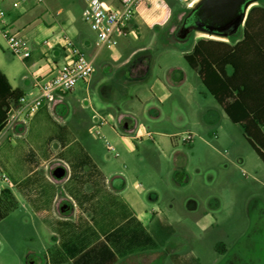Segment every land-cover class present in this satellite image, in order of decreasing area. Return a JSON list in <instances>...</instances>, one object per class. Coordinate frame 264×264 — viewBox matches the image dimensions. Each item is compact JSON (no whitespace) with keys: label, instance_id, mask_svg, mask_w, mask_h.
Returning a JSON list of instances; mask_svg holds the SVG:
<instances>
[{"label":"crops","instance_id":"crops-1","mask_svg":"<svg viewBox=\"0 0 264 264\" xmlns=\"http://www.w3.org/2000/svg\"><path fill=\"white\" fill-rule=\"evenodd\" d=\"M14 1L0 0V5L6 10V23L27 40L31 54L23 58L7 51L0 27V69L23 96L38 95L36 79L54 74L67 59L68 41L94 60L95 69L90 78L56 94L51 104L34 110L24 104L0 129V198L8 209L0 219V264H6L1 223L10 217L29 225L34 237L48 238L49 244L26 252L38 257L42 252L50 254L54 264L64 260L69 264H206L193 243L197 230L209 223L206 207L202 216H195L206 197L197 192L175 194L191 182L186 174L183 184L177 163L181 154L189 153L172 138L165 179L174 192L165 196L160 187L164 177L148 167L150 154L142 146L152 130L125 105L127 87L148 74L158 46L179 44L185 58L202 37L187 45L167 38L197 0H141L128 32H146L148 43L127 46L117 60L103 57L99 73L96 62L101 51L95 44L96 32L83 17L84 0H23L19 6ZM258 4L264 5V0L252 2L247 14L251 5ZM174 15L177 18L162 33L160 29ZM243 27L236 40L242 37ZM186 71V66L171 65L168 79L155 77L153 95L160 102L170 97L169 81H183ZM211 104V111L223 119L221 130L227 133L228 114L216 98ZM216 132L217 137L222 133ZM163 134L158 142L166 146ZM192 138L185 136L183 141L192 145ZM202 140L214 146L210 138ZM236 150L232 157L240 162V150ZM58 167L64 168L60 176L54 173ZM116 178L124 179V184L118 186ZM214 246L218 248V241Z\"/></svg>","mask_w":264,"mask_h":264},{"label":"rangeland","instance_id":"rangeland-1","mask_svg":"<svg viewBox=\"0 0 264 264\" xmlns=\"http://www.w3.org/2000/svg\"><path fill=\"white\" fill-rule=\"evenodd\" d=\"M176 18L177 15L172 16L168 25L160 31L164 33ZM200 36L207 35H203L201 31H193L185 40H178L173 33L167 38L187 45ZM149 37L146 32L137 34L131 30L118 36L113 46L97 48L101 53L96 62V72H101L99 61L103 57L109 56L117 60L122 57L127 46L148 43ZM236 37L237 35L227 37L225 40H236ZM2 45L11 52L5 39ZM3 46L0 44L1 48ZM182 47L179 44L158 46L154 50L148 74L126 89L125 105L152 130L150 138L142 144L145 151H148L147 154H150L148 167L157 169L164 177L160 181L164 195L167 196L169 192L172 194L173 189L166 187L169 184L165 175L170 165L168 154L173 146L171 140L176 138L179 147L189 153L188 156L181 154L177 160L183 172L181 180L184 184L188 176L191 182L187 187L182 186V191L178 189L175 194L182 197V194L197 192L206 197L202 203L205 206L201 205L195 216H202L206 207L209 223L206 229L197 230L193 240L202 259L206 264H264V161L238 123L227 117L229 123L224 125L227 133L221 130L220 123L223 119L210 109L215 98L205 87L197 71L187 63ZM173 64L186 66L187 76L181 82L169 81L172 95L160 102L153 95L151 84L156 76L168 79L167 72ZM178 73L180 71L174 76L177 77ZM156 110L161 111L160 114H154ZM210 129L214 132L209 133ZM216 131L223 134L217 137ZM159 132L165 133L163 136L168 141L166 146L158 142L161 136ZM171 132L175 133L170 134ZM185 136H193L192 145L184 143ZM204 137L210 138L214 146L206 144L202 140ZM236 149L240 150V162L232 157ZM164 202L167 201L164 199ZM182 215L189 217L185 213ZM10 218L1 223L5 235L3 260L6 264H54L50 254L42 252V256L38 257L26 252L30 247L39 249L45 243L49 244L48 238L45 235L34 237L29 225L19 224ZM216 241L217 249L214 246ZM61 264L69 263L64 260Z\"/></svg>","mask_w":264,"mask_h":264},{"label":"trees","instance_id":"trees-1","mask_svg":"<svg viewBox=\"0 0 264 264\" xmlns=\"http://www.w3.org/2000/svg\"><path fill=\"white\" fill-rule=\"evenodd\" d=\"M188 7L180 18L177 31ZM238 32L232 34L234 37ZM189 64L198 71L206 88L224 108L230 119L238 123L246 138L264 161V5H253L248 11L243 35L239 40L202 36L193 49L185 53ZM228 66L232 70L229 72ZM23 91L13 87L0 69V129L7 121L11 106H19ZM22 129L24 126L21 127ZM118 186L124 179L116 178ZM7 190L3 189L5 193ZM0 198V219L7 213Z\"/></svg>","mask_w":264,"mask_h":264},{"label":"built area","instance_id":"built-area-1","mask_svg":"<svg viewBox=\"0 0 264 264\" xmlns=\"http://www.w3.org/2000/svg\"><path fill=\"white\" fill-rule=\"evenodd\" d=\"M23 0H15L19 6ZM83 17L96 32L95 44L100 47H111L120 35L126 34L134 19L141 0H84ZM6 10L0 5V27L7 45L12 53L23 58L30 56L31 48L27 40L18 32L13 31L6 23ZM69 53L67 59L57 66V70L50 76L36 79L39 88L38 95L31 99L21 96L19 106H11L6 123L14 119L15 114L22 111L24 104L30 110L42 104H51L56 94H63L71 90L79 80L90 78L94 72V60L68 41ZM109 149L113 145L107 141Z\"/></svg>","mask_w":264,"mask_h":264},{"label":"water","instance_id":"water-1","mask_svg":"<svg viewBox=\"0 0 264 264\" xmlns=\"http://www.w3.org/2000/svg\"><path fill=\"white\" fill-rule=\"evenodd\" d=\"M254 1L257 0H197L184 16L177 35L185 38L192 31H201L230 37L245 24L247 9ZM54 173L60 176L64 168L58 167Z\"/></svg>","mask_w":264,"mask_h":264},{"label":"bare ground","instance_id":"bare-ground-1","mask_svg":"<svg viewBox=\"0 0 264 264\" xmlns=\"http://www.w3.org/2000/svg\"><path fill=\"white\" fill-rule=\"evenodd\" d=\"M203 35H207V36H211V37H216V38H222V39H226V36H218V35H209L208 33H204L202 32Z\"/></svg>","mask_w":264,"mask_h":264}]
</instances>
